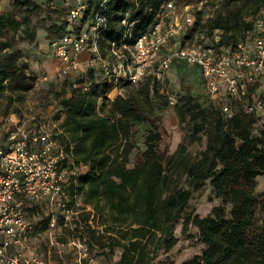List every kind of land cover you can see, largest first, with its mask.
<instances>
[{
  "label": "trees",
  "instance_id": "16d2710c",
  "mask_svg": "<svg viewBox=\"0 0 264 264\" xmlns=\"http://www.w3.org/2000/svg\"><path fill=\"white\" fill-rule=\"evenodd\" d=\"M13 1L28 8L35 4L34 0ZM43 1L54 5L58 16L45 28L50 42L64 30L67 13L51 0ZM165 1L109 0L105 36H120L125 29L124 17L135 20L133 35L141 33L158 20ZM262 6L264 0H222L221 8L211 16L201 17L196 12L184 37L197 31L211 39L206 45L227 49L251 28ZM20 29L28 38L35 37L29 13L0 12V34ZM215 31L219 33L217 40ZM4 71L0 69V94L7 86ZM73 81L79 83L78 88L70 86ZM57 82L63 89L58 94L57 114L66 132V148L72 143L76 162L87 166L69 189L77 192L84 208L89 206L90 210L80 211L79 219L70 226L63 224L60 213L44 210L27 199L34 233L38 223L46 227L54 220V226L71 234L73 241L87 244L89 250L100 247L112 264H152L160 251L173 248L179 234L190 237L189 227H193L203 247L181 264H264V191L255 189L256 176L264 174V121L259 115L239 107L226 120L212 100L204 104L196 96H183L174 109L179 124L187 121L190 129L176 149L167 153L160 145L164 126L156 109L166 108L169 99L159 92L157 78L126 85L124 92L112 99H107L112 81L95 69ZM105 100L109 101L107 108ZM141 124L148 128L141 160L128 166L134 127ZM201 135L205 145L192 154L183 141L195 142ZM206 182L220 203L201 216L188 211L187 205ZM38 207L44 210V217L35 221L31 214ZM257 222L258 230L252 233ZM61 241L66 242L67 237ZM115 248L120 253L112 258Z\"/></svg>",
  "mask_w": 264,
  "mask_h": 264
},
{
  "label": "built area",
  "instance_id": "2783aa9c",
  "mask_svg": "<svg viewBox=\"0 0 264 264\" xmlns=\"http://www.w3.org/2000/svg\"><path fill=\"white\" fill-rule=\"evenodd\" d=\"M51 1L67 13L61 35L48 43L58 61L59 77L95 69L112 81L111 90L121 94L120 88L126 85L149 77L162 79L174 64L191 65L199 70L208 97L219 105L226 120L240 107L264 121V6L235 45L217 50L205 43L178 41L182 26L194 22L191 6L184 0L165 1L158 20L137 35L132 34L135 20L124 17L121 35L108 37L105 10L109 0ZM70 86L78 88L79 83L73 81ZM8 139L0 143V264H64L50 263L34 252L35 224L26 202L31 199L52 209L62 215L63 224L74 225L80 211L90 207L84 208L81 196L69 188L87 166L76 162L72 143L66 148L59 117L31 116L16 125ZM73 242L80 258L91 260L87 244Z\"/></svg>",
  "mask_w": 264,
  "mask_h": 264
},
{
  "label": "rangeland",
  "instance_id": "374dc122",
  "mask_svg": "<svg viewBox=\"0 0 264 264\" xmlns=\"http://www.w3.org/2000/svg\"><path fill=\"white\" fill-rule=\"evenodd\" d=\"M191 6V14L196 19L195 13L201 17H208L221 8L222 0H184ZM32 7L25 4H16L13 0H0V12L12 11L17 16L24 12L29 13L31 19V29L35 33L33 39L28 38L20 29L17 31H6L0 34V69H4L7 75L6 89L0 94V143H6L10 132L15 126L21 124L31 116L45 119L51 117L58 118L59 93L63 90L58 84L62 77L58 76V61L54 60L49 47V37L46 27L55 19H58L54 12V5L43 0H34ZM89 18L83 24V30L88 27ZM189 25H183L177 37L182 44L210 43L207 38L199 32L186 35ZM182 33V34H181ZM219 33L214 32V39L217 40ZM47 79H44V77ZM159 80V92L169 99V104L164 109H156V114L161 117L164 132L160 141L161 147L167 153H172L178 144L189 132V124L185 121L179 124L175 105L181 97L186 95L196 96L204 104L210 103V98L202 84L201 77L197 71L188 67L173 66ZM125 86L120 88L123 93ZM116 95L114 90H110L107 99H112ZM100 100V99H99ZM101 102V101H100ZM106 108L109 101L105 100ZM145 124L134 127V134L131 141L134 143L133 149L128 155V166H132L141 160L144 149V136L147 132ZM187 150L192 154L199 152L205 145V136L191 142L183 141ZM256 191H264V174L256 176ZM220 203V199L212 192L208 182L198 191L192 194L188 202V211L206 215L212 206ZM45 210V209H44ZM44 210L41 207L35 209L31 216L35 221L44 217ZM260 215L258 211V216ZM92 221V220H91ZM259 222L256 223L252 233L258 230ZM190 237L186 238L179 234L177 243L168 252L160 251L154 258L152 264H181V262L194 254L201 252L203 245L197 242L196 230L189 227ZM67 237L66 242L62 238ZM32 245L35 251L47 259L50 263L64 264H112V259L108 255H103L102 249L93 247L89 251L91 260L84 261L80 258L77 248L72 240L71 234H65L64 229L58 226H46L38 223L37 231L33 234ZM120 250L115 248L112 258L119 256Z\"/></svg>",
  "mask_w": 264,
  "mask_h": 264
},
{
  "label": "crops",
  "instance_id": "0c3cea01",
  "mask_svg": "<svg viewBox=\"0 0 264 264\" xmlns=\"http://www.w3.org/2000/svg\"><path fill=\"white\" fill-rule=\"evenodd\" d=\"M82 60H85V55H83L82 57ZM55 60V59H54ZM173 66H175V67H179L180 66V64H174ZM173 66H171V68L173 67ZM188 67V68H190V69H194L195 71H197L198 73H199V70L195 67V66H191V65H183V67ZM199 75H200V73H199ZM200 77H201V75H200ZM201 80H202V78H201ZM202 84H203V82H202Z\"/></svg>",
  "mask_w": 264,
  "mask_h": 264
}]
</instances>
